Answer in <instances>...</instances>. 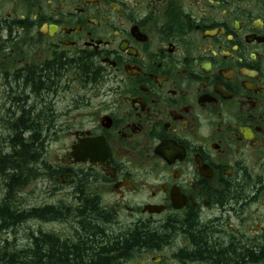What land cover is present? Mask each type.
<instances>
[{
  "label": "flooded vegetation",
  "instance_id": "af4514ba",
  "mask_svg": "<svg viewBox=\"0 0 264 264\" xmlns=\"http://www.w3.org/2000/svg\"><path fill=\"white\" fill-rule=\"evenodd\" d=\"M0 264H264V0H0Z\"/></svg>",
  "mask_w": 264,
  "mask_h": 264
},
{
  "label": "rangeland",
  "instance_id": "374dc122",
  "mask_svg": "<svg viewBox=\"0 0 264 264\" xmlns=\"http://www.w3.org/2000/svg\"><path fill=\"white\" fill-rule=\"evenodd\" d=\"M70 89H72V91H69ZM74 89H75L74 86H72V87H71V86H67V92L69 91L70 94H72V93L74 92V91H73ZM83 90H84V89H83ZM76 91H77V92H82V93H84V91H80L79 89H77ZM66 97H67V98H70V95H68V96H66Z\"/></svg>",
  "mask_w": 264,
  "mask_h": 264
},
{
  "label": "trees",
  "instance_id": "16d2710c",
  "mask_svg": "<svg viewBox=\"0 0 264 264\" xmlns=\"http://www.w3.org/2000/svg\"><path fill=\"white\" fill-rule=\"evenodd\" d=\"M24 164H25L24 167H27V163L25 162ZM132 238H133V237H132ZM134 238H135V236H134ZM23 261H24L25 263H27L28 259H23Z\"/></svg>",
  "mask_w": 264,
  "mask_h": 264
},
{
  "label": "bare ground",
  "instance_id": "6f19581e",
  "mask_svg": "<svg viewBox=\"0 0 264 264\" xmlns=\"http://www.w3.org/2000/svg\"><path fill=\"white\" fill-rule=\"evenodd\" d=\"M15 187V184H9V188L11 189V188H14Z\"/></svg>",
  "mask_w": 264,
  "mask_h": 264
}]
</instances>
